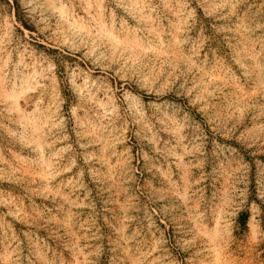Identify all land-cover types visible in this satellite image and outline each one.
Returning <instances> with one entry per match:
<instances>
[{"label": "rangeland", "instance_id": "374dc122", "mask_svg": "<svg viewBox=\"0 0 264 264\" xmlns=\"http://www.w3.org/2000/svg\"><path fill=\"white\" fill-rule=\"evenodd\" d=\"M0 264H264V0H0Z\"/></svg>", "mask_w": 264, "mask_h": 264}]
</instances>
